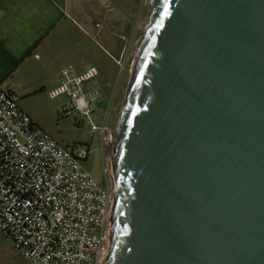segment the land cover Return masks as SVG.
Listing matches in <instances>:
<instances>
[{"label":"water","instance_id":"obj_1","mask_svg":"<svg viewBox=\"0 0 264 264\" xmlns=\"http://www.w3.org/2000/svg\"><path fill=\"white\" fill-rule=\"evenodd\" d=\"M110 163L101 264H264V0H148Z\"/></svg>","mask_w":264,"mask_h":264},{"label":"built area","instance_id":"obj_2","mask_svg":"<svg viewBox=\"0 0 264 264\" xmlns=\"http://www.w3.org/2000/svg\"><path fill=\"white\" fill-rule=\"evenodd\" d=\"M115 36L123 42L121 59H115L123 67L132 37L122 32ZM96 75L94 66L81 72L71 65L61 69L57 85L48 92L51 97L67 96L58 106L60 115L74 111L89 117L102 91L97 84L85 83ZM19 99L0 86V235L30 264H101L114 191L107 150L112 130L106 113L99 126L91 124L101 143L103 178L98 181L82 164L88 146L56 141L32 120Z\"/></svg>","mask_w":264,"mask_h":264},{"label":"rangeland","instance_id":"obj_3","mask_svg":"<svg viewBox=\"0 0 264 264\" xmlns=\"http://www.w3.org/2000/svg\"><path fill=\"white\" fill-rule=\"evenodd\" d=\"M75 5L68 8V30L60 48L32 68L36 77L52 80L62 68L71 65L81 72L90 66L97 69L95 79L85 86L97 84L101 98L95 102V110L89 117L77 112L66 115L58 113V106L67 100L59 94L51 97L50 88L39 90L34 95H19V105L32 120L64 146L82 143L89 148L87 158L82 162L85 170L96 180L102 181L100 135L92 130L91 124L100 125L106 113V123L112 130L107 150L111 152L113 128L124 89L127 84L130 65L137 39L148 12V0H72ZM99 22L98 26L95 23ZM122 32L131 39L129 53L121 67L115 59L120 58L122 41L116 33ZM59 55V56H58ZM57 85V84H56ZM55 85V86H56ZM54 86V87H55ZM104 149V148H103ZM0 264H30L14 248L10 241L0 235Z\"/></svg>","mask_w":264,"mask_h":264},{"label":"crops","instance_id":"obj_4","mask_svg":"<svg viewBox=\"0 0 264 264\" xmlns=\"http://www.w3.org/2000/svg\"><path fill=\"white\" fill-rule=\"evenodd\" d=\"M71 5L72 0H0V86L22 96L54 88L59 72L46 80L32 67L67 37Z\"/></svg>","mask_w":264,"mask_h":264}]
</instances>
